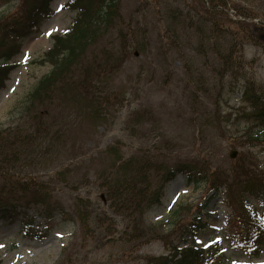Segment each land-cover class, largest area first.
Wrapping results in <instances>:
<instances>
[{"label":"trees","instance_id":"1","mask_svg":"<svg viewBox=\"0 0 264 264\" xmlns=\"http://www.w3.org/2000/svg\"><path fill=\"white\" fill-rule=\"evenodd\" d=\"M10 1L0 0V7ZM16 1L13 11L0 14V89L5 86L11 69L7 61L18 51L20 40L37 32L50 16L51 0ZM138 1L145 9L151 8L158 19L159 33L169 45L190 44L191 33L197 41L191 44L197 49L201 52L206 47L213 50V79L200 73L203 88L208 92L222 87L225 77L239 83L241 101L248 110L243 109L241 115L254 128L249 139L252 144L248 146L264 144V85L246 74L241 53L246 43L264 48V25L248 20L264 19L256 5L247 3L248 0ZM66 6L76 10L71 26L63 34L55 35L52 46L38 59L40 63H48L51 70L28 94L24 119L15 126L0 128V219L22 220L28 236L36 235L33 228L36 216L47 223L60 216L63 221L76 223L82 236L88 235L92 219L90 200L77 195L67 207L57 197L54 180L47 178L54 170L50 164L56 156L52 155L66 133L62 124L69 116L74 114L92 126L114 121L126 100L125 93L116 84L117 71L133 46L137 49L143 45L135 38V30L141 29L138 32L141 35L147 30L142 24L135 28L124 21L120 0H69ZM231 9L235 18L230 15ZM200 97V104L206 109ZM165 143L171 152L172 145L169 141ZM144 149L128 158L111 152L116 157L104 160L114 164L115 170L102 168L97 176L110 209L126 221L123 229L126 238L139 240L151 236L166 246L172 244L173 236L182 234L192 238L199 210L191 205L180 204L170 217L161 220L167 225L164 231L160 223L144 224L145 214L158 202L163 182L176 173H183L188 181L205 183L211 190L225 188L234 211L228 219L226 235L245 251L243 253L247 254L251 248L249 258L259 255L264 231L259 220L253 219L242 195L250 193L263 201L264 181L253 177V170L245 163L246 153L232 160V176L228 181L227 172H221L218 166L212 167L210 160L193 157L188 162L167 155L161 147L157 151ZM143 152L148 155H140ZM60 168L62 170L55 168V173L66 182L63 174L69 175L71 170L64 163ZM43 170L49 172L42 176ZM81 205L85 209L83 212L79 209ZM169 250L170 256H148L145 264L227 263L216 244L202 249L191 243L179 252V256L174 254L176 245Z\"/></svg>","mask_w":264,"mask_h":264},{"label":"rangeland","instance_id":"2","mask_svg":"<svg viewBox=\"0 0 264 264\" xmlns=\"http://www.w3.org/2000/svg\"><path fill=\"white\" fill-rule=\"evenodd\" d=\"M66 1H51V14L38 33L23 39L18 53L7 62L12 68L0 90V128L15 126L24 119L28 94L51 70L48 63L38 59L51 47L53 36L65 32L75 17L74 10L63 6ZM247 3L255 4L264 15V0ZM16 4V0L3 3L0 14L13 11ZM120 11L126 23L135 28L142 24L148 30L142 31L143 35L138 33L141 29L135 30V38L143 45L137 49L134 45L117 71L116 84L126 100L112 123L92 126L74 114L69 116L62 124L66 133L52 155L56 156L50 164L54 170L47 175L55 182V194L67 207L77 195L89 198V233L82 236L76 223L63 221L60 216L48 227L37 217L35 236H26L20 221L0 220V264H144L148 256L166 253L160 239L125 237L126 221L110 209L97 179L102 168L115 170L114 164L104 160L116 157L111 152L128 158L144 147L154 151L161 147L167 155L182 161L190 162L193 157L210 160L212 167L227 172L228 181L232 176L230 153L243 152L248 169L255 170V178L264 179V145L248 146L252 144L249 139L254 128L241 115L245 109L240 100V84L225 77L222 87L208 92L203 88L200 73L213 79V50L197 49L191 44L197 42L191 33L190 44L169 45L159 33L158 19L151 8L145 9L138 0H120ZM241 53L246 74L264 85V48L246 43ZM165 141L172 145L171 152ZM62 163L71 170L69 175L63 174L66 182L55 173V168L62 170ZM43 171L42 176L49 172ZM201 201L206 206L200 216L202 226L195 231V243L200 247L217 243L229 257V263L250 262L223 235L232 207L226 205L222 194L209 192L204 183L192 185L183 176H176L163 188L159 203L145 214L144 224L160 223L164 231L167 225L160 221L170 217L176 206H193L202 204ZM249 202L264 222V207L255 199L249 198ZM79 209L85 210L82 205ZM178 245L181 248L185 243ZM251 263L264 264V247Z\"/></svg>","mask_w":264,"mask_h":264}]
</instances>
